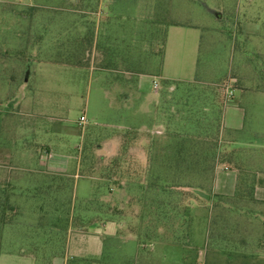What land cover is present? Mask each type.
Wrapping results in <instances>:
<instances>
[{
  "label": "rangeland",
  "instance_id": "1",
  "mask_svg": "<svg viewBox=\"0 0 264 264\" xmlns=\"http://www.w3.org/2000/svg\"><path fill=\"white\" fill-rule=\"evenodd\" d=\"M246 3L257 14L264 13V0H0V153L10 155V166L34 170L41 156H46V162L52 159L50 153L54 158L68 153L83 159L92 145H104L121 129L142 132L145 142L147 133L158 130L154 127L157 119L164 130L152 136L156 150L172 142L170 132L175 130L189 136L184 140L186 147L191 138L200 136L202 141L203 131L215 136L223 106L231 103H225L224 98L226 91L234 89L230 76L239 75L246 58L258 70L257 78L246 80L256 82L259 91H264V56L245 50L242 44L246 38L239 29H231L233 13L242 11ZM206 9L220 10L221 16L214 19ZM259 21L256 23L264 31V19ZM176 24L194 28H181L180 34L172 32L167 71L181 80L164 81L159 77L160 50L169 27ZM235 40L243 49V59L237 47L235 54L231 52ZM190 46L197 49L193 63L188 56ZM100 67L109 70H98ZM139 74L153 77L141 81ZM119 78L128 79L131 87L120 94L121 104L131 95L133 85L142 82L143 90L134 104L148 108V115L123 108L112 112L104 107V89ZM154 80L156 91L152 89ZM23 98L29 99L30 116L24 115L27 103L13 106ZM231 100L244 110L242 138L230 145L221 144L220 150L214 143L200 154L218 158L215 177L219 191L234 194L224 197L212 183L214 207H205V217L193 216L195 203L188 205L176 221L161 203L160 193L153 205V194L130 190L124 197L122 238L105 235L102 254L95 264H264V247L257 245L264 233V202L252 201L253 189L246 193L234 189L240 163L251 171H264V94H244L237 88ZM81 120L84 125L79 124ZM223 146L235 154L232 160L219 159L225 156ZM150 163L149 181L154 174L167 186L188 181L197 185L202 179L196 172L173 171L162 154L160 160L152 157ZM15 173L21 174L19 182H32L29 172ZM133 195L135 201L131 202ZM170 196L172 200V193ZM222 197L230 200L226 214L217 211L223 205ZM53 207L47 203L46 209L34 199L10 214L7 206L0 205V219L10 221L5 228L0 224V250L18 251L17 243H26L33 236L37 242H45L37 251L47 254H43L46 261L61 257L69 231L68 209ZM247 209L249 216L255 215L250 221L239 214ZM240 236L246 240L241 249L236 241ZM216 248L229 253L215 256ZM92 259L85 257L81 264ZM32 262L40 264L38 259Z\"/></svg>",
  "mask_w": 264,
  "mask_h": 264
},
{
  "label": "crops",
  "instance_id": "2",
  "mask_svg": "<svg viewBox=\"0 0 264 264\" xmlns=\"http://www.w3.org/2000/svg\"><path fill=\"white\" fill-rule=\"evenodd\" d=\"M251 0H246L249 2ZM206 13L212 15L214 19H219L221 16L220 10H211L206 9ZM241 15L243 17H241ZM261 15V17H259ZM248 18V19H247ZM261 18L264 19V13L261 12L257 14L254 10L253 6L250 3H246L243 6L242 11L236 10L232 15V23L231 29L234 32H237L239 29V33L242 37L246 38V41L242 44L244 49H248V51H253L258 53L261 56H264V31L263 29H259L260 25L256 22ZM208 19V18H206ZM211 18L208 19L209 22ZM211 24V23H208ZM204 27V25H202ZM211 26V25H210ZM264 28V23L263 26ZM181 28L191 29L194 26H184V25H172L168 29V33L165 39L163 52L161 56V72L160 79L164 81L170 80H181L176 76L168 74L167 71V63L168 59L171 57V45H170V37L172 32L174 33H182ZM254 28V29H253ZM234 45L231 48L232 54L236 53V47L238 48L237 54L240 58L243 59V56L240 52L243 49H240L236 40L234 41ZM216 43V42H215ZM242 47V48H243ZM191 48V46H190ZM197 49L192 46L190 49V60L193 63L195 60ZM263 53V54H262ZM192 55V56H191ZM189 58V57H188ZM101 59H99V63L101 64ZM246 62L242 65V71H238V76L233 75L230 76L231 81H233L234 89L233 92L236 91L237 88L240 89L241 93H255V94H264V91H259L256 87V82L252 83L247 81L248 78H257L258 70L256 68H252L251 64L248 63L247 58ZM98 70L104 71L109 70L108 68L100 67ZM245 74H248L246 77ZM153 76L139 74V79L141 81L143 79H150ZM188 80L186 77H183ZM116 83L111 84L110 88H105L103 91V98L105 99L104 107H106L110 111L117 110L119 108H123L125 111H134L139 112L142 115H148L150 113L149 109L141 105H135L136 101L139 98V92L142 89V82L138 81L137 84H134V90L131 95L126 96L121 104L119 102L120 94H124L126 90L130 87V82L128 79L119 78L116 80ZM191 82V81H188ZM172 89V88H171ZM28 100V102H27ZM135 101V102H134ZM28 105V109H25V116H30V102L29 99H19L16 100L13 106H21ZM135 107V108H134ZM139 116V115H138ZM244 110L240 105L231 101L229 105L223 106V111L221 112V117L219 121V140L218 146L221 144H232L234 140L242 138V131L244 129ZM221 137V138H220ZM222 139V140H221ZM51 147V146H50ZM221 146L219 147V150ZM48 150V149H47ZM51 151V149L49 150ZM235 151V150H234ZM223 157H221L222 161L227 159H231L235 157L234 153H231L229 148H222ZM99 154H102L101 151ZM49 159L47 162L44 161L42 156L38 160L37 169H22L17 167L10 166V163L7 160L10 158L9 154H5L4 152L0 153V205L7 206V209L10 211V214H16L22 204H30L35 199L43 204V207L46 208V204L49 203L51 206L54 205L53 209H58L60 207L65 206L68 209V226L69 231L67 234L65 251L61 257H54L52 261H46V253L41 252L38 254L37 249H40L41 246L46 245L45 242L39 243L32 236L26 243H17L18 251H1L0 250V264H33L32 260H37L40 264H81L84 261L85 257H92L91 262H86L88 264H95V260L102 254L103 251V239L105 235L107 237L112 238H122L124 221L119 218L112 216L109 218H104L98 211L95 210V206L98 207L100 204H107L111 207L117 205H123L127 197L125 190H120L116 187H110L108 191L110 194H107V188L105 184L99 179L98 175L89 174V172L83 173L80 175V161L81 157H77L76 159L66 153V155H61L59 157H52L51 153L49 154ZM224 164V163H222ZM220 169V168H219ZM222 170L228 171V167L222 166ZM27 171L31 175L32 182L30 183H21L19 182L20 175L15 172ZM216 168L213 176V187L216 191H218L222 196L229 197L233 194H225L220 190V183L216 179ZM237 176L236 181L234 182V189L236 190L238 187L241 189H253L254 196L252 197V201L255 202H264V171L257 169L255 171H251V169L245 168L241 165L236 170ZM13 175L10 177V175ZM39 179V180H38ZM97 179L98 181H94ZM38 180V181H37ZM219 180V179H218ZM220 181V180H219ZM231 185V182H230ZM262 193V194H259ZM2 201V202H1ZM230 201V200H229ZM229 201H224L223 205L220 206L222 214H226V210H228ZM88 203L91 204L86 210V205ZM228 203V204H227ZM197 203V206L193 209V216L196 219L204 218L207 212L205 208L206 205ZM4 208V207H3ZM48 209V208H46ZM249 210H241L239 211L241 216H246L249 218L248 221L251 220L255 215L249 216ZM43 212V211H42ZM4 211L2 212V216L4 215ZM44 216H41V219ZM84 218H86L84 220ZM43 221L44 218L42 219ZM90 221V224L85 226V221ZM10 222L5 219H0V224L5 228V223ZM37 224H40L39 222ZM28 225H31V222L28 220ZM2 238V236H1ZM244 238L240 236L236 241L238 242V248L241 244V239ZM42 249V248H41ZM221 249V250H220ZM235 253H237V248L234 247ZM244 251V250H242ZM215 256L226 255L229 252L224 251L223 248H216L213 250ZM36 254L38 255L36 259ZM43 254H46L45 256ZM242 255H245L246 252H242ZM34 255V256H33ZM71 261V262H70ZM224 262H227L225 258ZM37 262V261H36ZM36 264V263H35ZM38 264V263H37Z\"/></svg>",
  "mask_w": 264,
  "mask_h": 264
},
{
  "label": "trees",
  "instance_id": "3",
  "mask_svg": "<svg viewBox=\"0 0 264 264\" xmlns=\"http://www.w3.org/2000/svg\"><path fill=\"white\" fill-rule=\"evenodd\" d=\"M161 50L160 53L162 56L163 49ZM157 114L158 110L156 108L155 115ZM154 127L158 130L147 133L148 136L146 138L149 139L145 142L143 141L144 139L141 138V135H143L142 132L132 129H121L120 132L111 134V137L105 141L104 145H92L88 154H86L83 159L81 157L80 175H83L85 171L89 172V174L86 175L90 176L91 174L96 173L99 179L105 184L107 194H110L108 191L110 187H116L120 190L123 189L126 194L133 189L140 191L141 194H153L151 200L149 199L153 205L157 194L160 193V196L162 195L161 203L169 208V211L173 216L172 218L176 221L181 219L180 217H183L182 214L187 210L188 205L191 206L195 203L205 204L206 206L214 205L212 203L210 186L219 161H217L218 158L216 159V157L215 159L214 157L208 158L200 153L204 147H213L214 143H216L218 147L219 126L218 132L215 136L210 132L207 133L203 131L202 135L204 134V139L199 142L200 136H197L196 140L191 138V142L188 143L187 147L185 146V142L187 141L184 140H188L189 136L180 135L178 130L170 132V138L173 143L171 142L172 144H167L165 147L167 148L166 153L164 147L160 150L154 149L152 136H158L162 134L164 130L163 128H160V122L158 119L156 120ZM100 151L103 153L101 152L102 154H99ZM160 154L164 156V163L172 165L173 171L179 169V171L187 174L190 172H196V175L202 179L198 181L197 185L188 181L184 184L175 183L172 186H167L166 181L160 180L158 175L154 174L155 177L149 181L151 174V168L149 167L151 165L150 159L156 157L160 160ZM219 159H221V157ZM159 183L160 191L158 190ZM237 190L238 192L241 190L243 191L241 187H238ZM171 193L173 201L169 199ZM164 197L167 198L166 201L164 200ZM129 199L131 202L135 201L134 195ZM170 201H172V203H170ZM221 201L224 202L225 199L222 197ZM91 204L93 205V203H88L86 205V210H88L87 207ZM126 206L128 207L129 204ZM95 210H97L98 214L104 218L115 216L120 220L122 217L126 216L124 203L122 206L117 205L114 207L102 203L98 205V207L95 206ZM85 219L86 218H84V220ZM84 224L87 226L90 224V221L86 220ZM240 242L242 246L246 245L245 238H242ZM257 245L259 247H264V233L258 240Z\"/></svg>",
  "mask_w": 264,
  "mask_h": 264
},
{
  "label": "built area",
  "instance_id": "4",
  "mask_svg": "<svg viewBox=\"0 0 264 264\" xmlns=\"http://www.w3.org/2000/svg\"><path fill=\"white\" fill-rule=\"evenodd\" d=\"M152 89L154 90V91H156L157 89H158V84H157V82L154 80V81H152ZM232 97H233V91H226V93H225V95H224V98H225V103H230L232 100ZM79 124L80 125H84L85 124V122L83 121V120H81L80 122H79ZM49 156V155H48ZM46 156L44 155V156H42V158H45ZM50 157V156H49Z\"/></svg>",
  "mask_w": 264,
  "mask_h": 264
}]
</instances>
